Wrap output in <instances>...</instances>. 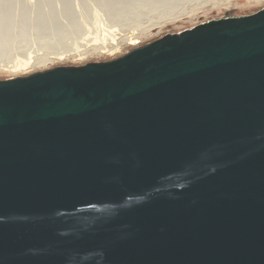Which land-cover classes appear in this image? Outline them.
<instances>
[{
  "label": "water",
  "instance_id": "1",
  "mask_svg": "<svg viewBox=\"0 0 264 264\" xmlns=\"http://www.w3.org/2000/svg\"><path fill=\"white\" fill-rule=\"evenodd\" d=\"M0 264H264V8L0 80Z\"/></svg>",
  "mask_w": 264,
  "mask_h": 264
},
{
  "label": "bare ground",
  "instance_id": "2",
  "mask_svg": "<svg viewBox=\"0 0 264 264\" xmlns=\"http://www.w3.org/2000/svg\"><path fill=\"white\" fill-rule=\"evenodd\" d=\"M204 1L0 0V60L12 63L19 56L21 64L11 69L25 75L67 58L84 62L100 54L118 57L128 52V45L151 37L152 21L155 27L162 19L175 20L185 9L192 18ZM125 28L131 30L128 35L122 34Z\"/></svg>",
  "mask_w": 264,
  "mask_h": 264
},
{
  "label": "rangeland",
  "instance_id": "3",
  "mask_svg": "<svg viewBox=\"0 0 264 264\" xmlns=\"http://www.w3.org/2000/svg\"><path fill=\"white\" fill-rule=\"evenodd\" d=\"M225 0H205L204 2H202V5L200 7H198L199 9L196 11V13H194L192 18H189V14H186L188 12V9H185L184 11L180 12L178 15L175 16V20H164L162 19L161 21L164 23H160L159 28H157V26H153L154 23H149L148 27L150 28V33H151V37L145 39V40H141L140 43H138L137 45H128L127 49L128 51L142 46L146 43H150L160 37H162L165 34H172V33H177V32H181L185 29L191 28L195 25H198L202 22L208 21V20H212V19H218V18H223L225 16H233V17H238V16H244V15H249L252 14L254 12H256L257 10H260L262 8H264V0H229V4H225L224 2ZM207 2V3H206ZM216 5H213V4ZM225 4V6H223ZM195 8V7H192ZM157 20V19H156ZM173 21V22H172ZM158 23V24H159ZM147 26V25H146ZM153 26V27H152ZM117 30V28H115ZM119 30V29H118ZM121 30V29H120ZM124 30V29H123ZM131 31V30H127L125 28V31L122 32V34L124 35H128L127 33ZM120 32V31H118ZM136 46V47H135ZM123 54H120L119 56H121ZM100 56V57H99ZM118 56V57H119ZM19 57V56H18ZM16 57V55L14 56V61H12V63H10V59H8L7 61L4 60H0V80H5V79H10V78H15V77H24L27 76L29 74H25L23 75L22 71L20 73V71L15 72L16 70H12V67H18V64H21L20 61H22V59H20V57L18 58ZM17 58V59H15ZM117 58V56L115 57H111L107 54H100L98 55V58H90L89 61H81L79 62L78 60H72V59H66L67 61H65V59H63L61 62H59L58 64H56L53 67H58V66H80V65H84L86 63H92V62H105V61H109L111 59ZM92 59V60H91ZM20 60V61H18ZM69 60V61H68ZM65 61V63H64ZM75 64H74V63ZM79 62V63H78ZM10 67V68H9ZM51 67V68H53Z\"/></svg>",
  "mask_w": 264,
  "mask_h": 264
}]
</instances>
